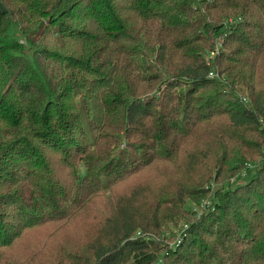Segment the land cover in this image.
<instances>
[{"label":"trees","instance_id":"obj_1","mask_svg":"<svg viewBox=\"0 0 264 264\" xmlns=\"http://www.w3.org/2000/svg\"><path fill=\"white\" fill-rule=\"evenodd\" d=\"M263 58L264 0H0V264H264Z\"/></svg>","mask_w":264,"mask_h":264},{"label":"rangeland","instance_id":"obj_2","mask_svg":"<svg viewBox=\"0 0 264 264\" xmlns=\"http://www.w3.org/2000/svg\"><path fill=\"white\" fill-rule=\"evenodd\" d=\"M13 33H15V36H17V37H19L21 39V42L26 43V39L24 38V36H22V34H21V32L19 30H16V31L12 30L11 34H13ZM30 52H31V50H30ZM263 60H264V58H263ZM76 98H77V101H78V103L80 105L81 114H82V117H83V120H84V126H85L86 130L90 133V126H89L86 110H85L83 102H82L81 95L79 93H76ZM251 172L252 171H250L248 173V175ZM247 176H245V177H247ZM240 178H244V177L243 176L242 177H237L236 180H238V182H239ZM210 187L212 189L214 186H210ZM205 188L208 189V186L205 185ZM213 191L212 190L209 191V194L212 195ZM204 200H208V198H205V199L201 200V202L203 203ZM188 205H189V208H192L193 206H194V208L196 207L195 206L196 204L193 201H191V200H189ZM90 208L94 212H104V208H107L111 212L112 216L115 219L117 218L116 201H115V198H114L113 194L111 193V190H110V188L108 186L105 188L104 195H102V197L100 199H95L92 202ZM199 209L200 208H198L196 210H199ZM196 213H197V211H196ZM184 223H187L186 222V218L182 217L177 224H173V223L169 224L170 231L173 234L172 235L173 238L172 239L169 238L170 244H171V242H173L175 239H177L180 235H182L184 233V231H183V229L185 228L184 225H183ZM63 229L64 228L60 227V226H57L56 228H48V229H43V227H39L35 231H33L32 233L30 232V233L33 234L35 236V238H36L38 236L41 237L42 235L50 234L52 232L60 231V230H63ZM32 238H33V236L31 235L29 239H32Z\"/></svg>","mask_w":264,"mask_h":264},{"label":"built area","instance_id":"obj_3","mask_svg":"<svg viewBox=\"0 0 264 264\" xmlns=\"http://www.w3.org/2000/svg\"><path fill=\"white\" fill-rule=\"evenodd\" d=\"M229 21L231 22V21H233V19H230ZM222 43H223L222 38H219V39H218V45H217V46H218V47H219V46L221 47ZM218 50H219V49H218ZM217 52H218L217 49H216V51L211 52V56H214ZM210 75L214 76V75H217V74H216L215 72L212 71V72H210ZM248 165L251 166V165H253V164L248 163ZM185 227H186V226H185Z\"/></svg>","mask_w":264,"mask_h":264}]
</instances>
